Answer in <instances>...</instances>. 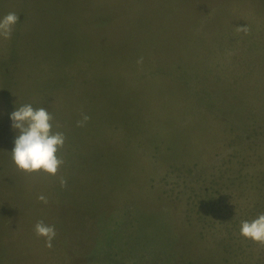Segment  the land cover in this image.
Wrapping results in <instances>:
<instances>
[{
  "label": "rangeland",
  "instance_id": "obj_1",
  "mask_svg": "<svg viewBox=\"0 0 264 264\" xmlns=\"http://www.w3.org/2000/svg\"><path fill=\"white\" fill-rule=\"evenodd\" d=\"M9 12L0 264H264L240 235L264 214V0H0ZM24 104L66 137L56 176L12 162Z\"/></svg>",
  "mask_w": 264,
  "mask_h": 264
},
{
  "label": "clouds",
  "instance_id": "obj_2",
  "mask_svg": "<svg viewBox=\"0 0 264 264\" xmlns=\"http://www.w3.org/2000/svg\"><path fill=\"white\" fill-rule=\"evenodd\" d=\"M19 16L9 12L0 17V37L10 39ZM238 31L247 34V27H238ZM11 127L17 130L11 159L15 167L25 174H44L56 176L64 160L58 155L65 144V135L62 131H53V116L46 108H33L31 104H24L10 114ZM90 118L82 115L77 126H84ZM59 128V125H56ZM66 180L60 178L61 187L66 185ZM47 203L45 196L37 198ZM34 233L45 240V247L51 248L52 241L57 233L54 226L46 225L42 220L34 225ZM240 235L261 246H264V214L258 215L251 221H242Z\"/></svg>",
  "mask_w": 264,
  "mask_h": 264
},
{
  "label": "crops",
  "instance_id": "obj_3",
  "mask_svg": "<svg viewBox=\"0 0 264 264\" xmlns=\"http://www.w3.org/2000/svg\"><path fill=\"white\" fill-rule=\"evenodd\" d=\"M55 53V52H54ZM53 58H57V59H60V54L59 55H55ZM53 68H54V65H53ZM53 68H52V70H53ZM42 71V75H44L46 72H45V69H44V67H43V65H42V68H41V70H40V72ZM38 73H39V71H38ZM1 82V81H0ZM60 90V89H59ZM55 93V92H54ZM60 96V95H59ZM58 96V97H59ZM54 100V99H53ZM55 101H57V99L55 100ZM58 107H60V103H59V105H58ZM61 108V107H60Z\"/></svg>",
  "mask_w": 264,
  "mask_h": 264
}]
</instances>
